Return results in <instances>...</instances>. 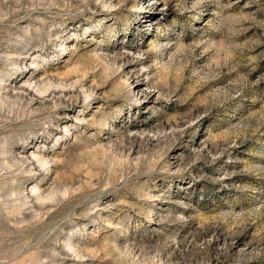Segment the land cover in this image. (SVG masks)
Returning a JSON list of instances; mask_svg holds the SVG:
<instances>
[{"label":"clouds","instance_id":"1","mask_svg":"<svg viewBox=\"0 0 264 264\" xmlns=\"http://www.w3.org/2000/svg\"><path fill=\"white\" fill-rule=\"evenodd\" d=\"M0 264H264V0H0Z\"/></svg>","mask_w":264,"mask_h":264}]
</instances>
